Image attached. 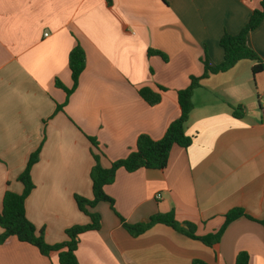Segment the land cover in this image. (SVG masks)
<instances>
[{
  "label": "crops",
  "instance_id": "crops-1",
  "mask_svg": "<svg viewBox=\"0 0 264 264\" xmlns=\"http://www.w3.org/2000/svg\"><path fill=\"white\" fill-rule=\"evenodd\" d=\"M111 2L0 0V212L7 191L23 192L18 177L40 149L26 214L50 245L66 241L68 228L90 223L75 197L93 199V153L109 168L141 135L162 139L180 116L177 92L203 75L205 56L223 62L221 38L238 35L262 0ZM248 44L264 63V20ZM78 45L86 68L68 97L56 81L72 88L68 60ZM254 65L241 61L201 81L185 126L192 143L175 145L166 169L117 172L105 188L115 211L109 203L94 209L101 229L80 236L79 264H235L240 252L249 264H264V73L254 74ZM145 87L160 93L158 105L140 97ZM235 208L256 221L232 222L212 248L165 225L134 237L120 219L146 223L173 211L203 237ZM0 264L59 263L57 254L43 256L10 238L0 245Z\"/></svg>",
  "mask_w": 264,
  "mask_h": 264
},
{
  "label": "trees",
  "instance_id": "trees-1",
  "mask_svg": "<svg viewBox=\"0 0 264 264\" xmlns=\"http://www.w3.org/2000/svg\"><path fill=\"white\" fill-rule=\"evenodd\" d=\"M111 5V0H107ZM264 20V0L260 8L255 10L247 23L238 35L225 34L220 41V46L224 51V60L218 65H213L208 56L202 60L204 73L201 77L191 76L190 83L186 89L177 92V102L180 108V116L174 120L167 128L164 136L160 140H153L148 135H141L138 138L136 148L129 155L121 160L111 163L109 168H103L100 160L101 156L93 153L94 166L91 170L93 199L88 200L81 196H76V204L80 212L90 219L86 225H75L68 228L65 232L66 241L50 245L46 242L43 232H38L34 224L28 219L26 214V200L35 188L32 181L31 171L38 162L40 149L33 152L27 162L24 171L19 175L18 181L23 185V192L16 194L7 191L0 212V245L4 244L10 238H16L21 243H27L36 247L43 256L49 257L51 254H57L59 264H79L76 252L78 249L80 236L91 231H99L102 225L101 216L94 211L100 203H109L112 210L115 211V202L105 192V188L114 183L117 172L125 170L133 173L141 169L146 170H164L168 166V161L172 148L178 145L188 148L192 140L185 131L186 123L194 109L193 94L200 87L203 79L211 75L225 73L234 68L241 61H251L255 65L252 68L254 74L264 73V63L261 57L248 44L249 34L257 29ZM150 55H159L165 61L164 54L150 50ZM69 68L73 81L72 88H66L60 81H56V86L63 89L67 96H71L76 90L79 79L86 68V54L81 46H76L69 54ZM164 91L163 88H160ZM140 97L150 106H156L161 101V95L149 87L139 90ZM58 109L63 111V106ZM90 142L95 149L99 151V143L95 138L89 137ZM120 217V216H119ZM247 218L254 220L244 209L235 208L225 216L223 226L214 234L199 237L196 235V226L193 223H186L183 227L176 219L173 211L153 215L146 223L129 224L122 217V226L134 237H138L155 225H165L173 230L180 232L187 237L201 241L206 246L212 248L217 245L228 226L240 219ZM264 225V221H260ZM250 256L246 252H240L236 257L235 264H249ZM193 264H208L202 260H195Z\"/></svg>",
  "mask_w": 264,
  "mask_h": 264
},
{
  "label": "built area",
  "instance_id": "built-area-1",
  "mask_svg": "<svg viewBox=\"0 0 264 264\" xmlns=\"http://www.w3.org/2000/svg\"><path fill=\"white\" fill-rule=\"evenodd\" d=\"M158 199H160V196L158 195V197H157Z\"/></svg>",
  "mask_w": 264,
  "mask_h": 264
}]
</instances>
